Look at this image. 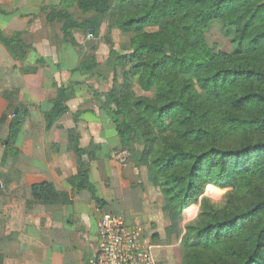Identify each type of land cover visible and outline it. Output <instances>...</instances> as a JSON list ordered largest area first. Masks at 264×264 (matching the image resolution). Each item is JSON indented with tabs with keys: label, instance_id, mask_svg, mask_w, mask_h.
<instances>
[{
	"label": "trees",
	"instance_id": "trees-1",
	"mask_svg": "<svg viewBox=\"0 0 264 264\" xmlns=\"http://www.w3.org/2000/svg\"><path fill=\"white\" fill-rule=\"evenodd\" d=\"M40 15L60 26L62 43L78 50L75 31L97 39L108 23L130 36L124 54L109 51L113 86L99 109L121 149L136 156L135 167L145 168L148 186L158 190L169 231L182 234L180 264H264V0H60L59 6H42ZM214 22L235 45L233 52L207 43ZM0 45L19 62L31 49L20 32L7 37L0 31ZM98 67L95 56L86 57L70 75H89ZM79 83L56 86L42 113L46 131L69 111L72 86ZM135 87L150 95H137ZM15 96L0 95L12 115L5 147L16 143L27 115ZM82 113L74 112L73 121ZM79 142L69 136L76 156L69 182L73 193L86 191L101 206L84 159L95 154ZM208 185L224 191L219 204L202 197ZM30 196L40 205L70 202L48 182L32 185ZM189 203L198 204L199 214L183 230L180 218Z\"/></svg>",
	"mask_w": 264,
	"mask_h": 264
},
{
	"label": "crops",
	"instance_id": "crops-1",
	"mask_svg": "<svg viewBox=\"0 0 264 264\" xmlns=\"http://www.w3.org/2000/svg\"><path fill=\"white\" fill-rule=\"evenodd\" d=\"M59 3L60 0H0L3 12L0 31L7 37L23 33L25 43L31 48L23 66H19L0 45V78L4 79V87L16 79L19 101L40 108L50 107L56 97V86H68L65 81L74 80L72 77L78 74L70 75L80 61L78 48L62 43L61 37L56 41L50 31L58 26L61 34L60 26L46 24L40 15L42 6H59ZM40 58L44 65H37ZM31 66L36 68L34 73H19ZM83 101L78 96L71 99L67 103L71 116H62L49 131L44 130L43 114L26 117L21 133L24 141L20 148L23 155L20 184L27 191L17 194L18 185L14 183L11 197L6 201L9 234L5 264H88L97 246V224L103 213L122 217L128 227L142 228L156 264H180L182 234L169 231L170 223L162 213L158 190L146 185L144 171L128 160L126 152L115 151L119 144L115 131L107 125L109 119L89 109L82 110ZM6 107L7 102L0 97V118ZM76 111H86L76 122V136L81 148L95 154L96 159H84L90 181L103 201L101 206L86 191L73 193L69 182L76 174V156L68 150L67 131L57 128L69 120L73 126L72 114ZM36 122L43 130H34ZM41 182L51 183L57 191L67 193L70 202L33 203L29 188ZM192 208L198 211L199 206L188 205L181 222L183 230Z\"/></svg>",
	"mask_w": 264,
	"mask_h": 264
},
{
	"label": "rangeland",
	"instance_id": "rangeland-1",
	"mask_svg": "<svg viewBox=\"0 0 264 264\" xmlns=\"http://www.w3.org/2000/svg\"><path fill=\"white\" fill-rule=\"evenodd\" d=\"M70 11L74 13L76 17H81L80 13L74 7H72ZM50 33L54 34V36L56 37L55 38L56 41L59 40L60 37L62 38L61 34H59L58 32V26L54 27L50 31ZM205 36H206L207 43L210 46H215L217 48V51L224 52V53H231L235 49V45L232 44L231 39L224 34V31L221 28V24L219 22L212 23L209 26V29ZM73 37L81 46V48H79L78 50L80 53L79 60H82L86 57L95 56L96 61L99 64L98 69L89 75L77 74L76 76L72 77V78H75L74 80L71 79L72 82L74 81L80 82L78 85L72 86V89H74L73 90L74 94L75 96H78L79 98H81V100H84L82 103V108H81L82 110L89 109L91 110V113L97 114L99 116L101 115L102 117H106L108 119L105 113L99 109L100 104L104 102V95L108 93L113 86V75L110 69L106 66V61L109 56L110 50H113L119 55L124 54V48H125V45H127L130 36L122 35L119 31H117L114 28H111L110 26H108V23H106L102 27L100 35L97 39H93L90 35H87L85 32H82V31L73 32ZM24 61L19 62L15 60V62H17L19 66H23ZM37 65H44V63L41 64L38 61ZM26 69L32 70L36 68L35 66H31ZM19 73L21 75H24L22 70H20ZM15 80L16 79H14L13 81H10L9 87H4V84H3L4 79L3 77L0 78V95L4 91L15 92L16 93L15 99L13 97L12 100H15L17 101V103L21 104V107L24 108V111L27 113L26 117L29 114H33V113L42 115L44 111L49 109L48 106L46 107L44 106L43 108H40L33 104L20 102L19 101L20 89L19 87H17L18 84H16ZM121 83H122V77H121V74L119 73V76L117 77V84H121ZM65 85H69V81H65ZM135 92L139 96L140 95H147V96L150 95L149 93L148 94L142 93L137 87H135ZM77 109L78 108H75V110ZM69 111L66 113L68 114V118L69 116H71V113H72L71 111L70 112ZM83 113H86V111L85 112L83 111ZM5 114L7 117V121L6 123L0 126V264H5L6 246L8 242L7 238L9 234V228L7 226L6 213H5L6 201L7 199L11 197V192H12L11 190L15 186L14 183H17L18 185L16 189L17 194H20L22 191H27V188H23L20 184L21 179H22L21 163L23 159L22 157L23 155H22V152L20 151V148L23 146V141H24L21 135V133L23 132V126L16 140V143L9 147H5L4 142L6 141L7 133H8L7 125H8V122L12 118L11 110L8 109L5 112ZM25 121H26V118H25ZM76 122L73 121L74 125L70 126V120L64 121L61 124L62 126H59L57 129L66 130L67 137L69 139V136L71 134L77 135L78 130H77V126H75ZM33 125L35 127L34 128L35 131L43 130L42 126L38 128L39 123L36 122ZM107 125L109 126L110 129H112L109 122H107ZM69 146L70 145L68 144V150H69ZM133 149L135 153L139 152L141 150L140 143L136 142L133 145ZM115 151L120 152V154L122 152H125L121 149L120 145L115 148ZM135 159H136L135 155L133 156L129 155L128 157V160L132 162L133 164H135L134 163ZM139 169H142L144 171L145 178H146V185H148L147 184V173H146L145 168L141 167ZM209 186H212V185H208L205 187L202 197H205L206 199H208L212 204H219L222 200L224 191L218 188L217 189L219 191L210 190ZM29 191H30V188H29ZM158 195L160 194L158 193ZM190 204L192 203H189L188 205ZM161 210H162V201H161ZM184 211L181 214V218H180L181 222L183 221ZM191 212H190L189 217H186L185 225L192 222L198 216L199 209L197 211L195 208H192ZM162 213L165 214L163 211Z\"/></svg>",
	"mask_w": 264,
	"mask_h": 264
},
{
	"label": "built area",
	"instance_id": "built-area-1",
	"mask_svg": "<svg viewBox=\"0 0 264 264\" xmlns=\"http://www.w3.org/2000/svg\"><path fill=\"white\" fill-rule=\"evenodd\" d=\"M97 230V246L88 264H156L142 228L128 227L122 217L103 213Z\"/></svg>",
	"mask_w": 264,
	"mask_h": 264
},
{
	"label": "water",
	"instance_id": "water-1",
	"mask_svg": "<svg viewBox=\"0 0 264 264\" xmlns=\"http://www.w3.org/2000/svg\"><path fill=\"white\" fill-rule=\"evenodd\" d=\"M92 33H93V32H92V31H90V34H92ZM18 109H19V108H15V110H14V114H16V113H17Z\"/></svg>",
	"mask_w": 264,
	"mask_h": 264
}]
</instances>
